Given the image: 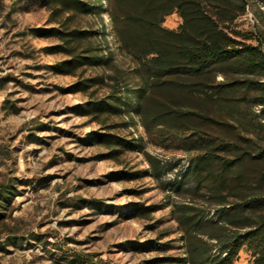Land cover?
I'll return each mask as SVG.
<instances>
[{
  "label": "trees",
  "instance_id": "16d2710c",
  "mask_svg": "<svg viewBox=\"0 0 264 264\" xmlns=\"http://www.w3.org/2000/svg\"><path fill=\"white\" fill-rule=\"evenodd\" d=\"M103 1L45 0L53 14H66L60 26L47 29L49 36L61 40L49 48L68 55L53 65L56 70L75 73L89 66L111 70L82 77L70 86L74 92L92 94L81 112L101 123L94 138L108 151L98 158L142 152L154 167L152 173L162 177L166 172L142 139L113 132L122 123L111 118L127 112H136L146 130H164L178 138L189 155L181 177L165 182L192 195L172 209L183 251L155 260L233 264L242 249H249L254 263L264 264V39L262 33L238 27L252 1L106 0V5ZM104 11L127 61L125 70L115 63L116 53L109 45L103 49L93 43L100 31L72 24L76 14ZM175 12L182 22L177 28L166 26V17ZM98 86H108L107 93L95 97ZM141 175L127 170L119 174L128 179ZM12 188L10 182L0 185V208H8ZM152 208L135 209L145 214ZM5 216L0 209V220ZM15 242L16 237L0 239V251ZM173 244L151 241L149 246L165 252ZM72 256L73 262L98 264Z\"/></svg>",
  "mask_w": 264,
  "mask_h": 264
},
{
  "label": "rangeland",
  "instance_id": "374dc122",
  "mask_svg": "<svg viewBox=\"0 0 264 264\" xmlns=\"http://www.w3.org/2000/svg\"><path fill=\"white\" fill-rule=\"evenodd\" d=\"M251 1L238 27L262 33L264 39V0ZM65 17L53 14L45 0H0V185L12 183L14 193L8 208H0L6 215L0 220V239L16 237L0 251V264H82L70 261L73 254L98 264H179L155 259L183 251L172 209L192 195L165 182L181 177L189 155L178 138L146 130L136 112H127L111 118L122 123L113 132L142 139L166 172L162 177L152 173L142 152L129 151L120 159L97 157L108 151L94 138L101 123L81 112L92 94L70 86L111 70H56L53 65L68 55L49 48L61 40L47 29L60 26ZM181 22L175 12L164 24L177 28ZM72 24L100 31L93 43L103 49L109 45L115 63L127 68L107 12L76 14ZM108 88H95V97ZM126 170L142 175L121 178L120 171ZM149 205L157 209L145 214L135 209ZM151 241L174 246L153 250ZM233 264H255L252 251L242 249Z\"/></svg>",
  "mask_w": 264,
  "mask_h": 264
}]
</instances>
